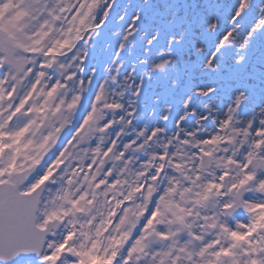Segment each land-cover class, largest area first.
<instances>
[{"label": "snow or ice", "instance_id": "1", "mask_svg": "<svg viewBox=\"0 0 264 264\" xmlns=\"http://www.w3.org/2000/svg\"><path fill=\"white\" fill-rule=\"evenodd\" d=\"M0 264H264V0H0Z\"/></svg>", "mask_w": 264, "mask_h": 264}]
</instances>
